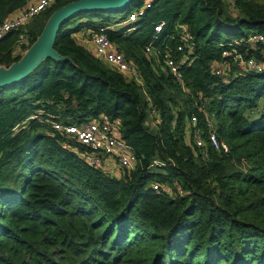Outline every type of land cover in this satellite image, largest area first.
Wrapping results in <instances>:
<instances>
[{
  "label": "trees",
  "instance_id": "16d2710c",
  "mask_svg": "<svg viewBox=\"0 0 264 264\" xmlns=\"http://www.w3.org/2000/svg\"><path fill=\"white\" fill-rule=\"evenodd\" d=\"M30 1L0 0V23ZM70 1L10 31L0 42V66L21 59V33L28 49ZM148 1L138 21L110 31L140 84L74 34L110 26L121 13L126 21ZM233 1L134 0L119 10L81 12L63 22L55 40L66 59L48 57L0 87V264H264V69L230 59L215 73L231 43L264 34V0ZM78 19L85 21L71 27ZM159 21L166 24L154 40ZM179 24L195 43L182 83L161 61L167 48L182 57ZM151 42L157 57L146 53ZM239 49L264 61L261 43ZM101 115L118 124L140 159L120 176L87 164L78 153L85 147L53 128L52 121ZM208 120L219 149L209 141Z\"/></svg>",
  "mask_w": 264,
  "mask_h": 264
},
{
  "label": "built area",
  "instance_id": "2783aa9c",
  "mask_svg": "<svg viewBox=\"0 0 264 264\" xmlns=\"http://www.w3.org/2000/svg\"><path fill=\"white\" fill-rule=\"evenodd\" d=\"M59 0H31L26 6L19 9L14 14L0 23V42L7 36V34L13 29H19L27 25L35 16L39 15L45 9L51 7ZM231 3L234 1L229 0ZM152 5L151 1H148L145 5L130 12L128 22L133 23L138 21ZM166 22L159 21L155 23V35L154 40L158 38V34L163 30ZM179 36L180 42L177 46V51L182 52V57L177 59L170 49H165L162 54L164 65L174 75V77L182 83V68L184 65L192 61V54L194 51V36L190 33L185 24H179ZM111 26L100 25L97 27H87L82 33L83 35H77L78 39L87 38L89 42V48L94 54L105 61L107 64L115 67L119 72L124 75L133 78L136 82L142 84L139 71L135 67L132 61L126 59L125 55L119 50L117 44L111 39L110 36ZM29 38L26 33L19 35V50L20 53H24L27 49L25 46L29 45ZM79 42V41H78ZM242 43L255 44L261 43L264 45V34L255 33L251 35L247 40H236L231 43V48L224 52L225 59L215 66V73L221 75L228 68V60H233L240 63L246 69L250 71H262L264 69V63L256 57L246 58L244 53L239 49ZM146 53L157 57L155 54L159 52L154 46V42H151L146 47ZM160 55V54H159ZM33 115L32 118H35ZM197 116L192 117V122H197ZM53 128L61 133H64L71 141H76L82 144L85 148L79 151L80 157L90 166L100 167L112 175L109 169L114 166H118L122 171H131L136 168L139 162V156L135 152L134 148L120 135L119 126L116 122L110 121L104 115L97 118H91L87 121L80 123H63L60 121H52ZM208 138L214 148H220L219 137L214 129V123L212 120H208ZM200 130V129H199ZM197 131L195 134L196 142L199 146H204L205 141L201 136V132ZM206 151V148H204ZM207 154V153H206ZM160 164L156 161V164ZM117 174L115 176H120ZM155 188H159L158 184H155ZM166 192L172 194V189L165 188Z\"/></svg>",
  "mask_w": 264,
  "mask_h": 264
},
{
  "label": "water",
  "instance_id": "95a60500",
  "mask_svg": "<svg viewBox=\"0 0 264 264\" xmlns=\"http://www.w3.org/2000/svg\"><path fill=\"white\" fill-rule=\"evenodd\" d=\"M134 0H73L56 9L47 19L41 34L24 52L21 59L9 67L0 66V87L26 78L46 58L66 59L55 49V40L65 20L84 11L123 9Z\"/></svg>",
  "mask_w": 264,
  "mask_h": 264
},
{
  "label": "rangeland",
  "instance_id": "374dc122",
  "mask_svg": "<svg viewBox=\"0 0 264 264\" xmlns=\"http://www.w3.org/2000/svg\"><path fill=\"white\" fill-rule=\"evenodd\" d=\"M232 1H233V0H232ZM37 16H38V15H37ZM37 16H36V17H37ZM34 18H35V17H34ZM121 18H125V15H124L123 13H121V16L117 15V16L115 17L114 21H116V22L110 25V26H111V30H117V29H119L120 27H121V28H127V27H129V26L131 25L130 22H128L127 20H126V21H123V20H122V22H120ZM84 21H85V20L78 19V20H76V21H74V22L71 23V27H73V28H74V27H77L81 22H84ZM114 21H113V22H114ZM97 25L99 26V25H101V23H98ZM112 25H113V26H112ZM81 28H83V27H81ZM81 28L79 29L80 31L82 30ZM74 37L76 38V35H74ZM22 54H24V53H22ZM259 60H260V59H259ZM260 61H262V62L264 63L263 60H260ZM108 170H110L111 173H113V174H115V175L120 174L121 171H122L118 166H116V161L114 162V166H112L111 169L108 168Z\"/></svg>",
  "mask_w": 264,
  "mask_h": 264
},
{
  "label": "crops",
  "instance_id": "0c3cea01",
  "mask_svg": "<svg viewBox=\"0 0 264 264\" xmlns=\"http://www.w3.org/2000/svg\"><path fill=\"white\" fill-rule=\"evenodd\" d=\"M82 30L80 31V30H78L74 35H76V37H77V35H83L84 33H82L84 30H86L87 29V27L86 26H84L83 28H81ZM83 39H78V41H79V43L80 44H83V45H85L86 47H89V42H88V39L87 38H84V37H82ZM77 39V38H76ZM92 51V50H91ZM93 52V51H92ZM94 53V52H93Z\"/></svg>",
  "mask_w": 264,
  "mask_h": 264
}]
</instances>
